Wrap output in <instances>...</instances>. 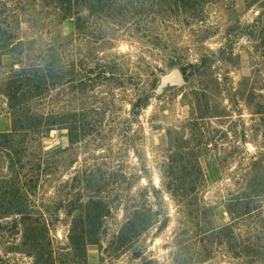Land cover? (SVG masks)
<instances>
[{
  "label": "trees",
  "instance_id": "obj_1",
  "mask_svg": "<svg viewBox=\"0 0 264 264\" xmlns=\"http://www.w3.org/2000/svg\"><path fill=\"white\" fill-rule=\"evenodd\" d=\"M149 2L154 16L151 38L157 40L163 37L166 24L174 21L204 25L208 10L220 0ZM85 3L86 0H0V96L6 100L11 118L10 132L0 133V246L6 253L28 256L30 264H88L89 246L98 247L101 261L104 254L118 257L134 248V257L141 259L140 264H158L143 258L138 240L153 227L157 226L159 233L168 228V196L180 216L181 227L173 242L175 264H201L213 259L229 264H264V245L257 237L259 227L254 226L248 238H241L235 230L243 217L253 215L259 219L263 213L264 159L254 160L252 168L237 173V190L230 191L225 201L231 222L212 227L211 208L202 197L206 184L199 163L214 139L205 122L210 116H192L188 140L183 139L181 127L168 132L175 152L162 166V189L152 181L137 190L132 188L149 173L146 169L134 174L116 168V156L109 161L105 158L102 167L80 170L73 178L63 180L70 167L66 159L70 147L89 134L100 135L97 121L101 115L108 112L115 119L110 108L104 112L96 104L74 108L67 99L70 88L85 94L87 81L94 82L106 73L82 76L88 64L76 62L67 38L59 32V26L73 18L75 9ZM112 3L116 2L89 1L96 10ZM23 25L28 26L25 31ZM227 51L230 57L235 56L233 46ZM6 54L16 55L17 63L11 68L3 65ZM213 58L209 52L202 53L197 73L211 70ZM220 63L231 62L222 58ZM141 108L138 103L133 105L132 116L137 117ZM53 131H65L70 147L47 154L42 140ZM185 145L194 152H184ZM51 183H55L59 200L45 202L41 190ZM118 210H123L125 219L104 246L103 239L109 235ZM61 211L69 219L70 228L67 250L57 253L51 227L59 219L53 218L55 212ZM9 234L19 238L8 241ZM1 263L9 262L0 258Z\"/></svg>",
  "mask_w": 264,
  "mask_h": 264
},
{
  "label": "rangeland",
  "instance_id": "obj_2",
  "mask_svg": "<svg viewBox=\"0 0 264 264\" xmlns=\"http://www.w3.org/2000/svg\"><path fill=\"white\" fill-rule=\"evenodd\" d=\"M89 1L79 10L75 9L73 18L63 22L59 32L67 38L70 54L76 62L82 61L79 63L82 66L88 64L82 76L106 73L94 82L86 80L85 94L70 88L67 99L74 108L88 104H96L102 112L110 108L115 119L108 112L101 115L97 121L100 135L89 134L71 147L65 131H53L42 140L45 152L50 154L70 147L66 158L70 167L63 180L73 178L80 170L102 167L105 158L109 161L111 156H116V168L134 174L146 169L149 173L140 182L133 183L132 188L137 190L152 181L155 187L162 189V166L175 152L169 144L168 132L181 127L183 139L188 140L192 116H210L205 122L214 139L199 162L206 184L202 197L211 208L212 227L230 224L225 201L230 191L237 190V173L252 168L254 160L264 159V0H220L208 10L204 25L174 21L166 24L163 37L157 40L151 38L154 16L149 0H112L116 3L100 10L93 9ZM27 27L22 26L24 31ZM231 46L235 50L233 57L225 53ZM205 52L213 54V66L199 74L196 66ZM222 58L229 59L230 65L221 64ZM2 62L11 68L17 63L16 55L6 54ZM174 68L184 70L186 82L157 94L161 76ZM91 69L93 73H88ZM137 103L142 108L139 115L133 117L132 107ZM10 130L7 103L0 96V133ZM187 146L184 152H194ZM54 185L47 184L41 190L45 202L59 200ZM165 200L170 225L161 233L157 232V226L153 227L138 242L144 259L175 264L173 242L181 227L180 216L174 202L168 196ZM262 210L259 219L253 215L243 217L235 230L241 238H248L252 228L258 226L257 237L264 245V203ZM53 218H59L51 227L53 247L61 253L68 248L70 221L63 211L55 212ZM124 219L123 210L115 212L109 235L103 239L104 246ZM15 238L19 237L9 234L6 239L14 242ZM135 252L133 248L111 258L104 254L101 261L98 247L89 246L87 259L88 264H140L141 259H135ZM0 258L8 264L31 263L22 253H6L3 245ZM201 264L229 263L213 259Z\"/></svg>",
  "mask_w": 264,
  "mask_h": 264
},
{
  "label": "water",
  "instance_id": "obj_3",
  "mask_svg": "<svg viewBox=\"0 0 264 264\" xmlns=\"http://www.w3.org/2000/svg\"><path fill=\"white\" fill-rule=\"evenodd\" d=\"M186 82L184 72L179 68H174L167 74L161 76L160 84L157 86L156 93L162 94L169 87H178Z\"/></svg>",
  "mask_w": 264,
  "mask_h": 264
}]
</instances>
